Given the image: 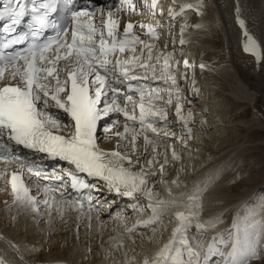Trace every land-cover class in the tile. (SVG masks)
Instances as JSON below:
<instances>
[{"label": "bare ground", "instance_id": "6f19581e", "mask_svg": "<svg viewBox=\"0 0 264 264\" xmlns=\"http://www.w3.org/2000/svg\"><path fill=\"white\" fill-rule=\"evenodd\" d=\"M186 3L197 4L199 0H175V4L173 0H159L155 18L141 10L142 13L132 19L140 21L143 17L145 22L156 25L159 18L169 20L165 13L170 7L179 11L180 6ZM160 9L163 15L158 14ZM201 11L203 15L191 9L184 16L176 17L158 31V39L137 30L142 40L153 45L154 57L161 53L171 54L174 61H180L179 66L172 69L176 86L161 76L159 64L154 73L139 67L133 69L130 74H135L137 79L124 78L119 68L113 77V83L119 88L127 82L134 86L135 101L140 98L138 89H143L145 94L150 91L158 93L153 96V104L166 109L167 119H154L161 132L159 138L151 131L147 132L158 145L156 151L149 145L145 153L143 135L138 137L135 151L127 141L113 135L117 130L123 132L124 123L114 124L111 134L99 133L98 143L102 148L113 150L118 142L127 144L120 150L133 158V170L144 167L155 173L148 179L154 186L152 191L158 195L149 198L136 193V197H124L106 184L103 185L106 189L98 196L101 201L94 205L104 203L100 211L88 206L79 208L53 202L43 195L40 210L36 212L30 206L16 202L0 188V258L5 264H141L145 256L152 257L158 247L171 237L177 226L174 213L185 210V206L192 203H199L202 207L198 209V218L193 220L188 238L200 252L199 264H208L218 258L211 252L210 245L207 247L209 250L204 249L214 235H218L219 248H225L232 241L230 235L224 237L228 225L235 226V221L239 220L238 224L246 227L261 217L264 209L250 205V201L258 195L260 200L264 199V173L258 177L247 169V177L234 178L237 177L235 170L247 163V159L257 168L263 165L251 155L253 150L264 146V136L254 140L264 127V60L258 61L244 50V31L246 28L264 52V0H203ZM118 14L121 13L116 12L117 17ZM97 18L96 15L98 24ZM240 19L244 20L245 28H241ZM185 23L189 27L182 34L181 28ZM197 24L202 27H195ZM181 39L185 43L181 44ZM142 49L143 45H137V55ZM144 51L146 55L147 50ZM128 55L126 52L125 56ZM185 59L194 67L185 68ZM152 63H156L155 60ZM201 64L206 67L202 69ZM177 87L183 114H192L187 123L176 115ZM169 97L173 101L171 104H167ZM247 109L251 110L250 118L237 119V115L245 117ZM51 111L59 117L64 116L60 109L52 108ZM129 122L133 123L128 121V125ZM244 130L247 133L243 134ZM165 131L174 135L164 136ZM105 135L110 138L104 139ZM173 148L179 160L172 159ZM154 155L160 163H163L165 155L168 156L169 163L163 173L159 171V164L147 165L146 161ZM136 160L139 163H135ZM173 180H177L179 186L173 184ZM198 188L206 190L197 193ZM193 194L198 195L196 201L188 199ZM46 200L52 207L44 203ZM158 201L164 202L157 208L159 222L147 227L137 223L151 217V206H156ZM244 210H252L253 213L243 216ZM234 214L237 220H230ZM209 221H215V227L203 231L194 225ZM204 234L206 236L202 240ZM257 235L248 232L247 238H256ZM194 236L197 240L193 239ZM263 238L260 233L257 241ZM234 240L233 243L237 241ZM121 243V247L116 246Z\"/></svg>", "mask_w": 264, "mask_h": 264}, {"label": "snow or ice", "instance_id": "6c2138e0", "mask_svg": "<svg viewBox=\"0 0 264 264\" xmlns=\"http://www.w3.org/2000/svg\"><path fill=\"white\" fill-rule=\"evenodd\" d=\"M30 2L33 6L29 13L26 4L21 3V0H3L4 6L3 10H0V20L7 18L11 21V24L5 27V32H14L15 25H19L26 14H30L33 21L29 25L31 30L29 33L9 39L3 45L4 48L24 43L29 35L33 38L37 37V34L47 25V17L49 12L55 10L57 0H46L38 5L36 0H30ZM158 4L159 0H145V8L153 18L157 15ZM202 8L203 0H199L197 4L186 3L180 6L179 11H176L174 7L170 8L169 16L173 19L184 16L185 12L191 9L203 15ZM115 11L117 13L126 11L129 16L122 33L120 19L114 18L111 10L107 12L106 19L101 12L98 24L94 22L95 13L86 10L73 11L71 20L74 27L71 33L65 28L42 43L34 39V42L24 51L7 54L0 51V141L7 138L8 141L23 145L25 148L66 160L75 166L77 172L105 181L110 189L121 195L134 197L136 193H140L151 198L158 195L152 191L148 179L155 173L145 170L144 167L133 170V158L126 151L120 150L126 148L127 144L118 142L113 150L102 148L98 143L100 137L97 135L99 121L110 113H122L125 120L132 121L133 124L138 121L139 132L125 122L123 132L117 130L113 135L131 144L133 151H135L138 137L143 135L145 153L149 145H152L155 152L158 145L147 135V132L151 131L156 138L160 137L161 132L153 122H149V119L153 117L167 119L166 109L157 108L153 104V96L158 93L150 91L145 94L143 89H138L139 100L135 101L132 95H124L122 106L121 102H118L121 90L113 86V77L116 69L119 68L120 75L124 78L137 79L135 74H130L133 69L139 67L146 72L154 73L159 64L161 76L176 86V76L173 75L172 69L174 66L178 67L180 61H174L171 54L161 53L153 56V45L142 40L134 29L146 30L153 39H158L159 24L132 22L131 15L136 12L134 0H121V7ZM160 15H163L162 9H160ZM239 24L241 28H245L244 20L240 19ZM188 27L189 25L185 23L181 33L183 34ZM195 27L200 28L202 25L197 24ZM244 35L246 37L244 50L254 55L258 61L264 60L261 45L249 35L246 28ZM180 43H185L184 39H181ZM137 45H143L138 55ZM144 49L147 50L146 55ZM126 52L130 55L125 56ZM153 60L156 63H152ZM183 65L185 68L194 67L187 59L183 60ZM200 67L203 69L206 66L201 64ZM109 92L113 93L110 97ZM176 100V115L181 121L187 123L192 114L191 112L187 116L183 114L178 87ZM172 102L169 97L167 104ZM137 107L139 108L138 116ZM52 108L62 109L70 117L71 123H62L61 119L53 114ZM190 131L189 129V133ZM103 132L105 134L111 132V127H104ZM163 135L174 134L165 131ZM109 138L107 135L104 136V139ZM171 155L173 160L180 159L174 148ZM15 159L18 157L9 151L6 144H0V162L9 164ZM135 163L139 161L136 160ZM146 163L150 166L159 164V171L163 173L169 160L165 155L163 163H160L154 155ZM29 171L31 172L32 169L29 168ZM6 175H10V180L6 181V184L10 183L15 201L30 206L34 211H39L37 197L31 194V189L25 183L22 173L13 171L9 174L6 168L0 169V180H3ZM35 175L40 173L36 172ZM69 175L74 188L95 186L86 183L75 173L70 172ZM172 183L179 186L177 180H173ZM205 190L198 188L197 193ZM168 191L171 194V189ZM51 199L55 202L54 197ZM188 199L196 201L198 195L193 194ZM44 203L52 207L48 201ZM163 203L158 201L156 206L150 205L151 217L137 223L147 227L159 222L160 215L157 208ZM172 204L174 205L175 201ZM74 206L83 208V204L78 202ZM201 207L199 203H192L186 205L185 210L176 211L174 215L177 226L171 237L158 247L152 257L145 256L141 264H199L200 252L190 243L187 232L192 227L193 220L198 218V209ZM215 223V221L197 222L195 227L198 230H206L208 227H215ZM257 223L253 220L249 228L254 230ZM260 226L264 229V222H260ZM128 231L131 232L133 229ZM116 246L121 247L122 243ZM256 256L252 241L242 245L237 240L231 246L226 264H250V259ZM0 264H5L2 258H0Z\"/></svg>", "mask_w": 264, "mask_h": 264}, {"label": "rangeland", "instance_id": "374dc122", "mask_svg": "<svg viewBox=\"0 0 264 264\" xmlns=\"http://www.w3.org/2000/svg\"><path fill=\"white\" fill-rule=\"evenodd\" d=\"M252 115V113H251V110L250 109H247V113L245 114V117H247V118H245L244 116H239V115H237L236 117H238L237 119H240V118H244V119H248V118H250V116ZM245 131V130H244ZM259 132V134L258 135H255V137H254V140H259L261 137H263L264 136V127H262V129H260V131H258ZM245 133H247L246 131L245 132H243V134H245ZM249 155H251L250 153H249ZM251 156H253V158L255 157V159H256V161H259V162H261V164H263L264 165V146L262 145V148H260V149H255V150H253V152H252V155ZM248 157V156H247ZM247 161V163L245 164V163H243V165H241L238 169H236L235 170V173L237 174L236 176L237 177H235L234 179H243V177H247L248 175V172H246V170L247 169H249L250 170V173H252L253 175H257L258 177H261V174H263L264 173V166L263 165H260L259 166V168H257V165H253V163L252 164H249V161H248V159L246 160ZM253 165V166H252ZM263 166V167H262ZM240 169V170H239ZM241 171L243 172V174L241 173ZM244 171H245V174H244ZM243 175H245V176H243ZM247 175V176H246ZM233 179V180H234ZM263 192H264V188H263ZM259 198V195L255 198V199H253L252 201H250L249 203H250V205L251 204H254L255 206L256 205H258V206H260L259 208L260 209H264V199L263 200H260V198ZM257 199L259 200V201H257ZM240 200V199H239ZM236 201H238V200H236ZM263 201V202H262ZM232 203H234V202H232ZM231 203V204H232ZM262 203V204H261ZM249 205V206H250ZM252 208H254L253 206H252ZM251 212V214L253 213V211L251 210L250 211ZM250 212L247 210H244V213H243V216L244 215H246V213L247 214H250ZM235 216H231V218H230V220L231 219H233V220H237V216H236V214H234ZM261 217H257V220H255L256 222H258L257 223V226H256V229H251V228H249V225L252 223H250V224H248V226H246V227H244V226H242L241 225V223H239L238 224V222H240L239 220L238 221H235V226H234V224L232 225H228V227H227V229H226V233H228L226 236H224V237H227V236H229L230 235V239L232 238V236H233V234H235V236H233V237H235L236 238V240H239L240 241V243L242 244V245H244V244H246L248 241H252L253 243H254V246H255V249H256V253H257V256L255 257V258H251L250 259V264H255V263H260V264H262V263H264V238L263 239H261V240H259V241H257V239H258V237H259V234L261 233V236L263 235V237H264V229H262L261 228V226H260V222H264V213H262L261 215H260ZM237 222V223H236ZM195 225V224H194ZM155 226V225H154ZM260 226V227H259ZM232 227V228H231ZM259 228V230H258V228ZM192 227H190L189 228V230H188V232H187V236H189L188 234H189V231H190V229H191ZM229 228V229H228ZM244 229H246V230H244ZM251 231H250V230ZM230 230V231H229ZM235 230H237V232H234ZM247 230H249V231H247ZM204 231V230H203ZM244 231V232H243ZM247 231V232H246ZM261 231V232H260ZM232 232V233H231ZM243 233L242 235H244L243 236V239H242V236L241 237H238V235H239V233ZM248 232L249 233H253V234H258L257 236H256V238H253V237H248L247 238V236H248ZM229 233H231V234H229ZM203 234V233H202ZM214 235V234H213ZM206 235L204 234L203 235V238H202V240L204 239V237H205ZM218 235H214L213 236V238H212V240L209 242V244H208V246H206V248H204V249H206V250H209L208 248H209V245H210V249H211V252L212 253H214V256H218V258L221 260L222 258H221V256H222V254H224L223 252H224V250L225 249H223L224 247H221V248H219V244H220V241H219V243L217 242L218 241V237H217ZM217 237V238H216ZM170 238V237H169ZM169 238H167V240L169 239ZM245 238H247V239H245ZM193 239L194 240H197V237L196 236H194L193 237ZM240 239H242L243 241H241ZM213 240H214V245L216 244V245H218V246H214L213 244H212V242H213ZM234 240V239H233ZM236 240H234V241H236ZM245 240H247V242L245 241ZM189 241H191V239H189ZM263 241V242H262ZM217 242V243H216ZM231 242V244H230V246H227L228 245V243L225 245V246H227L226 248H230L234 243H233V241H230ZM229 242V243H230ZM260 242V243H259ZM208 247V248H207ZM216 247H218V248H216ZM216 250H215V249ZM203 249V247H202V250H204ZM221 249H223V252H222V250ZM231 249V248H230ZM219 250V251H218ZM201 251V250H200ZM225 252H227V249H226V251ZM216 254V255H215ZM227 254V253H226ZM226 254H224V255H226ZM227 256V257H226ZM225 256V258H224V260H223V263H225L226 264V261H227V259H228V254ZM213 257V256H212ZM218 258H216L214 261H215V264H216V262H220V260L218 259ZM227 258V259H226ZM219 262H218V264H219ZM210 263H213V261L212 262H210Z\"/></svg>", "mask_w": 264, "mask_h": 264}]
</instances>
